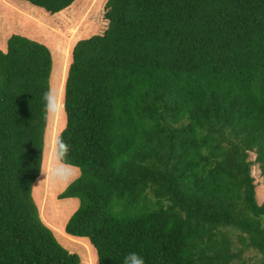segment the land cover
<instances>
[{
	"label": "trees",
	"instance_id": "trees-1",
	"mask_svg": "<svg viewBox=\"0 0 264 264\" xmlns=\"http://www.w3.org/2000/svg\"><path fill=\"white\" fill-rule=\"evenodd\" d=\"M24 1L54 14L75 0ZM103 8L106 27L73 44L63 80L59 132L80 170L57 194L78 201L63 231L86 238L99 264L132 252L144 264H243L244 248L264 264L250 175L255 163L264 184V0ZM50 67L28 37L10 34L0 50V264L79 263L31 198L34 181L33 199L44 194Z\"/></svg>",
	"mask_w": 264,
	"mask_h": 264
},
{
	"label": "rangeland",
	"instance_id": "rangeland-1",
	"mask_svg": "<svg viewBox=\"0 0 264 264\" xmlns=\"http://www.w3.org/2000/svg\"><path fill=\"white\" fill-rule=\"evenodd\" d=\"M104 2L105 0H75L59 12L49 14L24 0H0V50H5V41L10 34H19L43 43L51 56L49 87L55 86L62 90L73 44L78 39L101 33L106 27L107 22L102 15ZM63 125L64 116L57 120L46 117L42 151H47L50 140ZM249 159L253 160V153L249 154ZM250 175L253 178L255 200L261 203L264 201V184L255 163L250 165ZM44 178L41 173L40 180ZM34 182L31 186V198L42 222L50 229L52 227L55 229L52 228V232L61 246L78 255V264H95V251L88 240L70 236L63 231L66 219L77 206V199H59L57 194L64 185L51 186L47 181H43L44 194L40 189V193L38 192L33 199ZM234 234L232 233V241L236 247H239ZM71 238L77 243L70 242L68 239ZM257 260V254L250 248H244L235 259L236 262L243 264H254Z\"/></svg>",
	"mask_w": 264,
	"mask_h": 264
},
{
	"label": "clouds",
	"instance_id": "clouds-1",
	"mask_svg": "<svg viewBox=\"0 0 264 264\" xmlns=\"http://www.w3.org/2000/svg\"><path fill=\"white\" fill-rule=\"evenodd\" d=\"M42 100L46 117L57 120L66 116V90L51 86L43 94ZM69 151L70 147L64 142L62 132H58L50 140L47 151H42L40 170L45 178L40 183L47 181L51 186L58 184L68 186L79 178L80 170L67 161ZM99 260L97 254L95 264H99ZM123 264H144V260L141 255L132 252L124 258Z\"/></svg>",
	"mask_w": 264,
	"mask_h": 264
}]
</instances>
